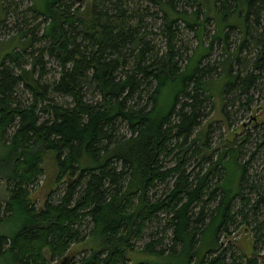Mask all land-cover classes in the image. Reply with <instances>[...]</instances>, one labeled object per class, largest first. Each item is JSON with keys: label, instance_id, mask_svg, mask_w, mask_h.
<instances>
[{"label": "trees", "instance_id": "1", "mask_svg": "<svg viewBox=\"0 0 264 264\" xmlns=\"http://www.w3.org/2000/svg\"><path fill=\"white\" fill-rule=\"evenodd\" d=\"M148 1L159 15L129 8L133 0H92L86 24L79 15L86 9L68 12L65 0H31L32 12L48 20L36 40L48 45L14 73L18 50L34 38L21 40L26 30L17 28V44L0 61V176L8 192L0 222L18 225L0 234V255L10 264H50L58 257L65 264L70 245L83 241L89 250L73 251L70 264H126L127 252L133 264H257L219 239L236 217L234 228L264 212V189L245 177L235 136L215 157L202 154L208 164L192 178L183 164L194 141L195 155L208 145L201 123L214 93L224 117L228 105L248 110L252 92L264 93V0H213L209 11L202 0ZM179 1L193 10L176 8ZM0 4L2 25L10 12ZM180 23L196 41L187 54L175 46ZM154 26L164 38L158 45L149 36ZM215 49L216 59H207ZM45 53L59 71L44 84ZM18 85L30 93L29 104L14 98ZM171 152L176 164L163 168ZM44 158L54 162L64 190L34 207L27 185ZM159 184L164 188L156 194ZM155 220H163L162 230L138 249L132 240ZM255 230L262 239L261 227ZM163 240L171 245L156 249Z\"/></svg>", "mask_w": 264, "mask_h": 264}, {"label": "rangeland", "instance_id": "2", "mask_svg": "<svg viewBox=\"0 0 264 264\" xmlns=\"http://www.w3.org/2000/svg\"><path fill=\"white\" fill-rule=\"evenodd\" d=\"M66 3L70 5L68 8V12H71L72 10L77 8V12H82L85 9L87 12L84 14H79L82 18H84L86 21V24H88V21L90 20V14L88 13L89 8L91 7L92 0H65ZM105 1V0H103ZM109 2H118L120 3V0H108ZM134 4L130 5L129 8H136L138 10L143 9V11H147L150 13H156L160 14V12L154 7V3L151 4L148 0H133ZM191 1V0H189ZM213 0H202L203 7L205 6L208 11L211 9ZM180 2V1H179ZM1 3V0H0ZM205 4V5H204ZM2 5H4L10 13H7V15L3 18V22H1L2 25H0V61L2 57L5 55L6 52L11 51V49L17 44V37L15 36V33L17 31V28H23L26 30V34L21 37V40L27 39L31 36L32 38V45H28L24 50H21L19 52L20 56L16 62L11 64L10 66L13 68L14 73H17L19 71V68L15 65H20L25 68H29L30 60L32 58L29 57L30 53L34 54L35 56L38 54L42 48L48 45V40L41 39L36 40L39 35L43 32V25L46 24L48 20L43 19V16L35 15L31 8V0H2ZM124 7V6H123ZM146 7V8H144ZM204 7V8H205ZM110 8V6L108 7ZM176 8L183 9V10H193V7L191 5L186 4L185 2L177 3ZM126 9V6L125 8ZM10 10H16L14 13H12ZM7 11V12H8ZM1 12H2V6L0 4V19H1ZM152 19V17H145L144 21L149 22ZM155 26H160L161 19H155ZM73 25L75 22L72 23ZM211 21L206 22V29L211 30L212 25ZM152 28L153 34H150V38L155 42V44H161L164 42V38L160 36V33H158L159 28L156 27ZM179 29L177 31L178 35V41L175 43V46L178 49V52L180 51L183 54H187L191 52V48H194L195 40L193 39V36L191 34V31H187L183 28V24L180 23ZM34 34V35H33ZM18 35V34H17ZM11 37L10 39L6 41L7 37ZM35 39V40H34ZM208 41L207 37L204 38V42ZM187 48V49H186ZM214 49V48H213ZM186 50V51H185ZM186 52V53H185ZM219 53V49L213 50L211 53H209L207 59H216L217 54ZM206 59V60H207ZM206 60L204 59L203 62L206 63ZM9 65V63H7ZM41 65H43L42 69V75L39 79L40 83H51L54 78L57 77V72L59 71V65L55 64V61L52 57L48 56L46 53L43 55V60ZM39 68V67H38ZM37 71V68H36ZM34 72L33 77L37 78L36 73ZM262 91V90H261ZM254 90L252 92V101H250L248 110L244 109L243 107H239V105H234L235 107L227 106V117L222 116L221 111V103L219 102L218 98L215 99L216 94L214 93V98L212 102H209V105L212 106V108L209 111V114H207L206 117L203 118L202 121V128H206L208 131V140L206 143L207 146H200L199 148L201 151L196 155L193 154V150L197 149L196 144H198V141H194L189 149V151L186 152V162L183 164V169L185 172L190 173L191 175L189 178H192L193 175H195L197 172H199L201 169L202 171L205 170V167L208 163L205 162V158L203 157L201 159V155L203 156H216L217 151H220L222 148V142L226 140H232L231 137L235 136L233 138V141L238 143L240 145V152H241V161L245 163L246 166V175L245 177L247 180L251 182V180L257 181L264 189V93ZM30 93L26 90H23L20 85H18V89L14 93V98L21 104H29L30 102ZM49 98L54 97V94L47 95ZM56 101H60L58 97L53 98ZM66 99V98H65ZM242 125V126H241ZM241 126V127H240ZM235 131H238V133L234 134ZM196 143V144H195ZM175 152V150L173 151ZM173 152H171L170 155H166L162 161H163V168L172 167L174 164H176V157H174ZM177 152V151H176ZM42 170L39 176L32 182L31 184H28L27 187L29 188L28 196L30 199H32V203L34 207H39L42 205L44 201V197L51 193V198L56 199L55 197L61 195L64 190V186L62 182L59 183L56 182L54 168L55 164L52 162V159L50 158H44L42 161ZM188 178V179H189ZM209 180L213 181L214 179L212 177L207 178ZM206 179V180H207ZM169 186L172 183V178L168 179ZM5 182L4 177L0 176V202L4 201V198L6 197V194H8L6 188H5ZM254 182V181H253ZM163 184H159L157 186V189H155L157 192L156 194H161V189H163ZM53 190V191H51ZM207 207L204 208V211H207ZM198 210V209H197ZM257 215L250 216L248 219V222L240 223L238 225V228H234L235 225H237L239 218L235 221L236 223L230 226V233L223 234L220 236V240L222 241L223 247H230L228 250L229 252H232L233 255H241L244 254L246 257H253L255 260V263L257 264H264V224L263 217L264 212H259ZM162 225H164L163 220L158 222L157 220L153 221L150 225L148 224L146 228H144V235L142 233V238H138L135 240H132V242L137 246L139 249L140 247L145 245V242L148 239V234H156L159 233V231L162 230ZM257 225L261 227L260 234L263 235L262 239L257 237L256 230ZM18 228V225L12 224V223H2L0 222V234H9L13 231H16ZM82 232H85L86 229L82 228ZM169 234V232H167ZM159 235V234H158ZM156 238V236H155ZM255 238V239H254ZM84 243H72L70 246V249L68 253H66V256L69 260L65 264H70V261H72L73 257L71 254H73L75 251L74 256H78L84 252L85 250H89V243L86 241H83ZM170 242L163 240L160 245L155 246V248H167V246H170ZM254 249V250H253ZM227 250V252H228ZM255 251V252H254ZM229 254V253H228ZM133 254H130L127 252L126 256L129 257L126 264H133L135 263V259L132 256ZM46 259H48V255L46 254ZM70 256V258H69ZM228 260H230L228 258ZM61 257L51 259L49 260L50 264H60ZM0 264H10V261L6 257V255L1 256L0 255Z\"/></svg>", "mask_w": 264, "mask_h": 264}]
</instances>
